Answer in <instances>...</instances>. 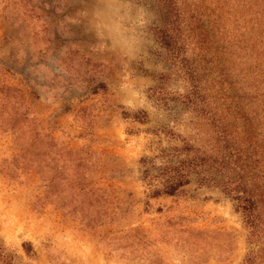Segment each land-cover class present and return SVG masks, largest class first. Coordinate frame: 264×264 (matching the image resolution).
Wrapping results in <instances>:
<instances>
[{"label": "rangeland", "instance_id": "1", "mask_svg": "<svg viewBox=\"0 0 264 264\" xmlns=\"http://www.w3.org/2000/svg\"><path fill=\"white\" fill-rule=\"evenodd\" d=\"M180 2L195 26L198 0ZM160 20L156 0H0V244L21 264L244 263L247 228L221 189L149 196V158L200 120L155 37ZM215 40L224 58L200 67L223 112L251 82L247 58Z\"/></svg>", "mask_w": 264, "mask_h": 264}, {"label": "trees", "instance_id": "2", "mask_svg": "<svg viewBox=\"0 0 264 264\" xmlns=\"http://www.w3.org/2000/svg\"><path fill=\"white\" fill-rule=\"evenodd\" d=\"M156 4L161 20L153 28L155 37L173 69L184 73L188 89L182 101L200 120L195 136L169 132L170 146L149 158L145 176H149V196L174 195L192 182L221 189L247 228L249 249L243 264H264V0H198L199 16L193 27L189 13L195 10L190 4L179 0H156ZM203 17L209 22L201 23ZM211 26L214 30L205 29ZM216 38L218 48L227 42L226 55L238 52L247 58L244 76L251 82L249 90L232 95L223 112L211 108L200 67L201 60L224 58L211 52ZM193 42L204 51L201 59L191 54ZM233 63L231 70L237 68ZM10 127L21 135L16 126ZM45 141L52 145L49 138ZM36 148L33 139L19 158ZM63 198V206L73 211L66 195ZM0 264L21 263L0 244Z\"/></svg>", "mask_w": 264, "mask_h": 264}, {"label": "bare ground", "instance_id": "3", "mask_svg": "<svg viewBox=\"0 0 264 264\" xmlns=\"http://www.w3.org/2000/svg\"><path fill=\"white\" fill-rule=\"evenodd\" d=\"M104 2V1H103ZM106 4L107 5H111L110 3H108V2H106ZM114 4V3H113ZM104 5V4H103ZM6 6V5H5ZM101 7H103V6H101ZM108 7V6H107ZM116 37V36H115ZM116 38H118V37H116ZM121 39V38H120ZM121 41H124L123 39H121ZM121 43V42H120ZM118 44H119V42H118ZM121 45H123V44H121Z\"/></svg>", "mask_w": 264, "mask_h": 264}]
</instances>
